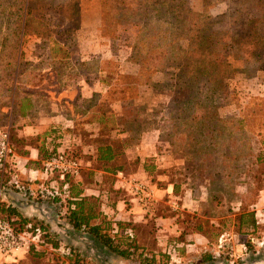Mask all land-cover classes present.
<instances>
[{"label":"rangeland","instance_id":"374dc122","mask_svg":"<svg viewBox=\"0 0 264 264\" xmlns=\"http://www.w3.org/2000/svg\"><path fill=\"white\" fill-rule=\"evenodd\" d=\"M149 1L125 0L140 9ZM165 1L173 2L176 9L163 7L156 18L146 10L144 14V8L135 15L126 11L128 6H118L117 0H101V26L94 42L76 32L80 0H25L20 12L9 8L12 0L0 3V132H7L13 153L38 146L40 133L33 141L17 136L16 128L24 122L19 100H36L45 90L72 81L77 54L95 56L84 69L93 77L95 70L104 68L115 83L105 96L94 93L96 110H112L110 104L116 99L123 103V115L115 118L122 131L113 136L105 131L100 140L119 151L115 163L124 169L123 176H117L102 172L100 163L92 161L84 168L76 155L83 173L70 180L82 186L86 206L91 203L95 212L101 211L95 220L104 219L117 230L122 246L132 244L123 238L125 223L135 224L134 239L145 247L147 258L150 248H156L159 229L168 228L174 257L168 249H157L152 252L155 264H264V185L248 207L255 213L256 231L237 232L234 223L240 195L256 176L251 153L264 136V0ZM24 20L29 32L22 35ZM184 25L192 26L191 33L184 29L176 34L175 29ZM151 45L157 46L151 54L161 56L165 50L166 57L150 60L146 49ZM195 47L199 52L190 55ZM209 56L211 62L220 59L223 64L212 66ZM186 61L190 62L184 67L186 75L178 78ZM194 61L205 69L192 70ZM146 129L145 160L155 169L145 177L133 173L136 153H129V158L123 140L137 143ZM121 132H128L127 136L116 135ZM60 150L73 154L68 147ZM10 156L0 167V191L5 194L0 200L12 205L10 196L21 191L30 205L18 211L38 230L25 232L33 251L28 248L15 260L0 256V264H139L136 252L128 258L107 255L83 230L71 227L66 202L54 199L68 196L62 186L19 190L10 182ZM90 170L97 179L88 174ZM129 177L142 181L151 197L122 186V178ZM168 217L170 221L164 219ZM116 221L123 223L121 228ZM22 222L14 224L21 228ZM198 223L201 232L196 230ZM43 226L46 230H41ZM111 228L108 231L113 233Z\"/></svg>","mask_w":264,"mask_h":264},{"label":"trees","instance_id":"16d2710c","mask_svg":"<svg viewBox=\"0 0 264 264\" xmlns=\"http://www.w3.org/2000/svg\"><path fill=\"white\" fill-rule=\"evenodd\" d=\"M26 1L29 2L30 0H26ZM2 2H4V0H0V3H2ZM24 2H25V0H12V2L8 6L10 9L11 8H13L14 10L17 9V11L20 12L22 10V7H23L22 3H24ZM187 2H188V0H187ZM193 4L194 3L192 2V5ZM117 5L118 6L123 5L124 8H126L128 6L126 11L132 10L135 13V15H137L139 13L138 12L139 10H143V8H144V14H145V10H146V12L149 15L152 14L154 17L156 15V18H159L161 16L162 11H164L163 7L166 8V10H169L171 12H172V9H176V6L173 2L171 3V2H167L165 0H152V2L151 1L146 2V4L141 9L138 7V4L135 5L134 2L126 3L125 0H117ZM139 5L141 7L140 3H139ZM26 7L28 8L27 4H26ZM130 7H131V9H129ZM27 12H28V9H27L26 13ZM173 12L177 13V11H173ZM186 25L182 26L181 28L177 27V29H175V31H177L176 34H182L181 31L184 29H187L191 33V27L192 26H186ZM25 26H26V22L24 20L23 25H22V30H21L22 35L29 32V30L25 29ZM170 30L174 31V29H170ZM140 31H143V29H141ZM149 44H151V43H149ZM155 47H157V46L151 45L150 49H149V47L146 49V54L150 55V60L155 61L158 59L157 57L165 58L166 57L165 56V53H166L165 50H163V53L161 56H156L155 54H151V48H155ZM198 50L199 49L197 47H195V49L191 52L190 55H193V54L195 55L197 52H199ZM20 55H22V54H20ZM210 59L211 58L209 56L208 63H210L212 66H220L221 64H223V62H221L220 59H216L215 63L211 62ZM53 63H55V62H53ZM79 64L81 65L80 69H84L85 61H80ZM182 64H183V66L181 69H183V70L181 71V73H179L178 78H182V77L184 78L185 77L186 71L184 70V67L187 68L190 65V62L186 61ZM191 69L196 70V71L204 70L205 66L200 65V63H197L194 61V64H192ZM154 70H157V68H155ZM86 71H88V70H86ZM93 73L94 74H92V75H95L96 79L103 86L109 85L112 83L110 78H109L111 76L108 77V72L104 68L100 67L97 70H95ZM209 73L210 74L208 76V79L210 81H212V75H211L212 72H209ZM117 75H118L117 73L112 74L114 80H115ZM36 97L38 98L39 96L36 95ZM25 105H28L29 108L32 106V102H31L30 98L28 99V98L24 97V98H21L19 100L18 111H19L21 117L27 111L25 108ZM95 120L97 121L98 124H100V129H99L100 131H106L110 135H112V136L114 135L113 131L115 128H117L118 122L115 120V117L113 116L112 112H107V111L98 112L95 116ZM148 136H149V132H148V129H146L143 131V133L141 135V139H139V141L137 143H131V142H128L127 140H123V145L126 147V149L128 151L127 152L128 155H129V153H132V152L136 153V155L133 156L134 161L137 160L133 173L137 176H143L145 173L148 175H151L153 170L155 169V166H153V164H149L145 160L146 155H148V153L145 152V150H146L145 144L147 142ZM31 139H32V141L34 140L33 138H31ZM31 139H29V140H31ZM20 140H23V139H20ZM25 140L27 141L26 138H25ZM41 142H42V144L40 143L38 146L32 145L33 147L37 148L38 154L41 157V159L49 157L50 155L57 152L58 146L61 143V141H57V142L56 141H54V142L50 141L49 142L51 144V146H50V145L43 144L44 142H46V139L41 141ZM28 146H31V145H28ZM137 149H140V150H137ZM24 152L25 151H22V153H19V154H23ZM29 152H30V150H29ZM29 152L27 151L25 153L27 154ZM118 153H119V151L116 152L115 149L113 148V145L110 142L101 143V140H98L94 144V151L91 153L90 159L92 162L100 163L102 172H107V173H111V174L115 175V173H117L118 171H124L123 164H116L115 163V158L117 157ZM254 153L255 154L251 153V155L254 156V164L256 166L255 180L248 185L246 184V193L240 195L239 213L234 218L235 219L234 223L237 226V228H236L237 232H242V233L255 232L256 229L258 228V222L255 218V213L252 209H249L248 207L251 204L255 203L256 197L258 196V191L264 185V136H263L262 141H260L259 146H257V150ZM128 157L131 158L132 156L129 155ZM38 162H39V160L35 161V163L37 165L39 164ZM39 168L44 170L42 165ZM82 173H83V170L81 168L80 176L82 175ZM88 174L89 175L94 174L95 179H97V173L96 172L90 170L88 172ZM70 178H72V177L69 175H66L64 177V179L62 180L63 184L67 183L70 185V189L72 188L71 190H69L68 196H67V194H66V196L59 194L54 199L57 200V203H59L63 199L66 202V207H67L66 219H67V222L71 225V227L75 231L83 230V232L86 233L88 238L94 240L97 245L106 249L105 253L107 255L115 254V255L120 256L122 258H128L131 255H133L134 252H136L137 255L139 256V260H138L139 264H155V255L153 253H151L150 258H147L148 253L145 252V247L138 244L135 241V239H134L135 236L133 233V229L135 228V224L125 223L124 227H125V229H127V232H125L126 237H123V238H125L126 240H129V241H132V244L127 243L126 245L122 246L120 244V242H122V239H121L122 236L120 234H118L117 230H113V228L109 227V225L107 224V222L104 219L100 220L99 222H97L95 220L100 215H102L101 211L95 212L91 203H88V205L86 206L87 198L83 195V191H82V188L80 186V183H78L76 181V184H75V182H72V180H70ZM81 184H82V182H81ZM116 185L117 184H114L116 189H121V187L119 185L118 186H116ZM172 185H173L174 192L177 194L178 193V185L175 182H173ZM0 217L9 220L15 226L16 229H19L21 231L27 232V231L31 230L32 232H36V230H38V228L34 224L30 225L29 220H27L26 218H24L20 214V212L18 211L16 206L5 204L1 200H0ZM13 217H17V218L15 219ZM18 220L23 221L21 228L17 227L14 224L15 221L17 222ZM129 221H130V219H129ZM115 223L117 224L118 228L122 227L121 225L123 223H121L120 221H116ZM110 228L112 231H114L113 233L108 231ZM41 230H46V228L43 226L41 228ZM196 230H198V232L202 231L200 223H198L196 225ZM46 235H48L47 232H46ZM52 245L54 247L58 246L57 242H52ZM246 245L249 246L250 245L249 242H246ZM29 249L31 251H33L34 250L33 245H30ZM38 255H41V252H39Z\"/></svg>","mask_w":264,"mask_h":264},{"label":"crops","instance_id":"0c3cea01","mask_svg":"<svg viewBox=\"0 0 264 264\" xmlns=\"http://www.w3.org/2000/svg\"><path fill=\"white\" fill-rule=\"evenodd\" d=\"M101 26V0H80L79 4V24L76 27V32H83L88 35L86 40L94 42V37L98 33ZM92 39V40H91ZM87 53V52H85ZM92 55H84V53L77 54L79 61L76 63V71L74 72L72 81H67L63 86L57 89H47L38 98L31 99L32 106L26 109V113L22 116L23 121L20 127L16 128L17 136L24 137L27 140L31 137L35 140L36 135L40 133V140L46 139L43 144L50 145V141H61L58 149L70 148L73 154L80 157L83 167L86 164L91 165L90 155L94 151V144L100 140L105 131H100V124L95 120L98 112L106 111V109L97 111L98 104H94L93 98L95 92H100L105 96L110 88L114 86V82L103 86L93 75L90 76L89 71L80 69V61H89L93 58ZM86 64V63H85ZM119 86L121 84H118ZM104 97H102V100ZM35 101V102H34ZM113 116L117 119L118 116L123 115L122 99H116L110 104ZM118 122V121H117ZM122 131L117 128L115 131ZM128 133V132H127ZM126 132H121L116 135L122 137L127 136ZM126 135V136H125ZM129 135V134H128ZM35 136V137H34ZM42 144V142H40ZM31 150L27 154H19L14 152L10 156L13 171L11 173L10 182L15 183L19 190L34 189L36 187H49L54 184L62 186L65 193L69 192L70 187L67 183H62L61 178H54V174L49 171H44L39 167L35 161L40 160L37 148L30 146ZM82 185L85 184L82 180ZM81 186V185H80ZM82 187V186H81ZM24 189V190H25ZM74 192V191H73ZM1 199H4L5 194L0 191ZM10 203L17 207V209L25 210L30 205L23 196L21 191H18L14 196H10ZM29 214L28 212H26ZM129 217V216H128ZM137 219L141 216L137 215ZM128 219V218H126ZM170 221V218H164ZM157 233L158 242L155 247L150 248L152 252L157 249L165 250L174 257V248L171 251V245L168 244L169 232L168 228H160ZM146 250L148 248L146 247ZM151 252V253H152ZM150 253V254H151ZM172 264V263H171Z\"/></svg>","mask_w":264,"mask_h":264},{"label":"built area","instance_id":"2783aa9c","mask_svg":"<svg viewBox=\"0 0 264 264\" xmlns=\"http://www.w3.org/2000/svg\"><path fill=\"white\" fill-rule=\"evenodd\" d=\"M7 132H0V167L4 161L12 154ZM42 166L44 171L57 174L61 179L66 175L78 177L81 173V164L79 159L69 153L67 150L58 149L57 152L43 160ZM117 176H123L118 171ZM122 186H126L132 192H142L146 197H151V192L146 189L142 181L135 178H122ZM29 248L27 235L25 231L16 229L15 226L7 219L0 217V256L12 257L15 260L20 253L27 251Z\"/></svg>","mask_w":264,"mask_h":264}]
</instances>
